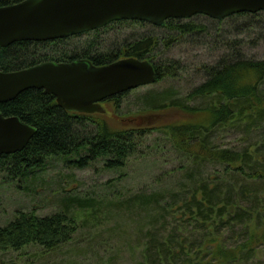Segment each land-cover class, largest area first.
<instances>
[{"label":"trees","instance_id":"trees-1","mask_svg":"<svg viewBox=\"0 0 264 264\" xmlns=\"http://www.w3.org/2000/svg\"><path fill=\"white\" fill-rule=\"evenodd\" d=\"M21 1L0 0V7ZM259 18H264V11L214 20V24L240 22H236L231 39L221 44L211 41L217 56L212 63L197 67L201 80L191 83L184 95L171 85L149 89L138 99L133 113L123 110L134 89L105 99L104 112L66 111L52 95L33 88L0 103L3 116H17L36 129L24 149L0 155V174L10 181H25L35 177L34 172L48 158L63 155H75L70 162L80 168L101 161L104 169H121L151 133L162 132L169 150L179 159L177 171L186 173L185 181L172 183L170 202L164 201L167 192L158 191L139 198L133 208L144 220L152 221L156 211L163 217L171 208L198 236L194 242L183 243L173 230L164 239L149 238L142 264H237L246 253L264 249V58L249 56L242 48L248 39L245 33L250 36L263 28ZM193 19H168L164 26L150 24L161 33L144 32L111 43L106 35L112 28L149 24L119 20L65 38L17 41L0 48V71H17L46 61L88 60L94 66H104L134 57L152 62L157 75L154 84L178 80L186 67L169 56L160 59L159 51L164 49L167 54L180 37L200 35L205 26ZM84 35L88 37L83 41L68 42ZM229 130L239 135V146L220 145L219 134L227 137ZM65 201H77L84 216L94 214L102 205L76 196ZM177 202L181 203L176 207ZM79 226L70 207L47 216H38L33 210L16 211L0 227V251L35 246L46 255L71 242ZM233 237L235 244L228 246L226 240ZM172 238L178 241L171 242Z\"/></svg>","mask_w":264,"mask_h":264},{"label":"rangeland","instance_id":"rangeland-1","mask_svg":"<svg viewBox=\"0 0 264 264\" xmlns=\"http://www.w3.org/2000/svg\"><path fill=\"white\" fill-rule=\"evenodd\" d=\"M191 19L202 23L205 32L180 37L167 54L164 49L159 51L160 59L169 56L171 59L180 60L181 65L186 67V73L178 80H163L130 91L124 101L123 112L133 113L138 106V99L149 89H161L171 85L178 94L184 95L191 83L201 80V72L197 67L202 63H212L216 59L215 44L211 41L221 44L222 40L231 39L236 22H240L224 20L220 24H214L215 19L202 14L194 15ZM258 20L263 28L261 31H254L250 36L245 33L248 39L242 48L247 55L260 59L264 58V18ZM145 23L149 25L124 24L122 27L112 28L110 33L102 31L101 34L108 33L106 38L111 43L129 35L161 33L151 29L150 23ZM87 37L88 35H84L68 42L76 43L77 40L83 41ZM233 134L234 130H229L227 137L222 138L219 134L220 145L239 146V135ZM154 139L158 141H152ZM146 140L139 152L129 157L127 164L121 169H104L101 161L80 168L70 162L76 159L75 155H63L48 158L44 166L34 172L35 177L25 181H10L0 174V227L10 221L16 211L33 210L38 216H47L65 207L75 211L80 224L73 240L61 248L46 255H42L35 246H26L19 251H0V264H142L144 244L149 238L164 239L174 230V236L180 242H194L198 235L192 232L193 227L186 221L178 219L177 211L168 208L163 217L156 211L153 217L155 221H152L144 220V215L133 208L139 198L158 191L167 192L164 201L170 202L172 198L169 190L172 183L177 181L181 184L185 181L186 173L177 171L180 166L179 159L169 150L165 135L155 131ZM183 162L186 163L184 160ZM171 170L176 172L172 174ZM178 195L184 197L180 193ZM72 196L97 200L102 205L96 207L94 214L84 216V212L78 211L77 201H65ZM180 203L174 205L177 207ZM177 241L171 239V242ZM233 241L234 237L229 238L226 244L233 245ZM194 250L195 248L189 252L190 255ZM193 263H197L196 260ZM237 264H264V249L257 247L246 253Z\"/></svg>","mask_w":264,"mask_h":264},{"label":"water","instance_id":"water-1","mask_svg":"<svg viewBox=\"0 0 264 264\" xmlns=\"http://www.w3.org/2000/svg\"><path fill=\"white\" fill-rule=\"evenodd\" d=\"M264 11V0H23L0 7V48L17 41L65 38L119 20L164 26L168 19L202 14L215 20L231 15ZM151 61L122 58L104 66L88 60L46 61L11 72L0 71V103L22 91L42 89L66 111L104 112L105 99L154 84ZM36 129L17 116L0 113V155L19 152Z\"/></svg>","mask_w":264,"mask_h":264}]
</instances>
